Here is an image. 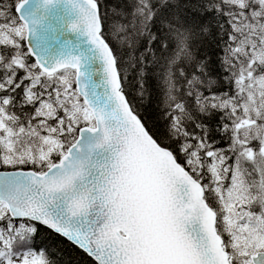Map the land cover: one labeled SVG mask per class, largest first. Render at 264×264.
<instances>
[{
	"label": "snow or ice",
	"instance_id": "obj_1",
	"mask_svg": "<svg viewBox=\"0 0 264 264\" xmlns=\"http://www.w3.org/2000/svg\"><path fill=\"white\" fill-rule=\"evenodd\" d=\"M27 3L0 4V168L33 166L0 171V264H55L30 247L38 225L96 264H264V0H66L103 60L107 101L80 85L79 58L49 67L22 46ZM185 23L205 51L177 66L166 100L159 69ZM149 75L159 139L127 98L134 85L145 102ZM89 133L101 138L85 154ZM94 149L109 155L93 161Z\"/></svg>",
	"mask_w": 264,
	"mask_h": 264
},
{
	"label": "water",
	"instance_id": "obj_2",
	"mask_svg": "<svg viewBox=\"0 0 264 264\" xmlns=\"http://www.w3.org/2000/svg\"><path fill=\"white\" fill-rule=\"evenodd\" d=\"M20 15L25 18L30 29L24 44L34 53L35 59L52 67L66 61L70 56L79 58L83 72L80 85L90 94V99L101 96L107 101L110 88L104 72L103 60L82 30L71 29V25L78 22L79 14L66 3V0H57L56 3L47 6L44 0H28L21 9ZM109 106L114 107V104ZM100 138L99 133L84 135L82 146L85 154H88V146L95 145ZM108 155L105 149H94L91 153L92 160L100 162Z\"/></svg>",
	"mask_w": 264,
	"mask_h": 264
},
{
	"label": "trees",
	"instance_id": "obj_3",
	"mask_svg": "<svg viewBox=\"0 0 264 264\" xmlns=\"http://www.w3.org/2000/svg\"><path fill=\"white\" fill-rule=\"evenodd\" d=\"M181 4H183V0H180ZM205 2V0H200L201 6ZM12 0H0V4L8 5L11 4ZM116 3V6L119 7L120 4L117 3V0H103L102 7L106 5H111ZM187 12V15L184 13ZM190 10L182 9L181 11V19L185 21H189L194 17ZM203 17L201 19H205ZM184 27L191 28L192 32L188 34L187 39H183L181 37L179 40H176L177 47H174L171 50L170 56L171 59L169 61H162L161 68L159 69L160 75V84L163 89H165L164 99L168 100L170 97L167 94V89L173 87V81L179 82L178 76L176 73L178 72V65H183L187 67L190 63L199 59L204 54L203 48H198L200 44V40L197 39L196 32L197 30L190 23H185ZM213 36H215V30H213ZM115 37H107L106 40L110 44V46L115 50L117 49V43H115ZM182 41V42H181ZM22 46L25 48L24 43L22 42ZM177 48L179 51H177ZM26 49V48H25ZM210 55L213 57V64L217 63L216 56L220 54L219 48H209L208 49ZM122 60L127 59V50L123 51V55L121 56ZM22 75V72L20 73ZM3 73H0L2 76ZM214 75H221L217 70L214 72ZM129 79H134V76H130ZM146 87L148 89V95L144 103H141V99L135 95V86L130 85L127 88V98L131 100L137 107L140 112V116L146 125L150 134H154V138L159 139L161 135H165L164 133V124L166 121L158 119V115L161 114V93L158 90L156 80L149 75L147 77ZM31 111V109H29ZM62 113H60L61 115ZM215 123V121H213ZM218 138V137H217ZM165 146H174L173 145H165ZM217 147H226V142L221 140V143L217 145ZM180 163L183 164V161L180 160ZM231 162V161H229ZM11 170H33L32 165H22L17 166L16 169L11 168H0V171H11ZM211 205L216 208L217 205L214 200L209 201ZM2 223V222H0ZM225 239L224 236H222ZM29 246L25 244L20 245L21 250H27ZM30 247L34 251H39L41 248L45 249L46 255L55 264H96L93 260H91L85 253L71 245L64 238L56 235L49 229L38 225V233L35 236L31 237Z\"/></svg>",
	"mask_w": 264,
	"mask_h": 264
},
{
	"label": "rangeland",
	"instance_id": "obj_4",
	"mask_svg": "<svg viewBox=\"0 0 264 264\" xmlns=\"http://www.w3.org/2000/svg\"><path fill=\"white\" fill-rule=\"evenodd\" d=\"M61 115H63V113H62ZM229 163H231V162H229ZM245 166H246V167H250V164H246ZM254 175H255V179L259 180V175H258V174H254ZM217 207H218V206H217ZM257 210H258V209H257ZM223 236L225 237V240L228 239L226 233H225Z\"/></svg>",
	"mask_w": 264,
	"mask_h": 264
}]
</instances>
